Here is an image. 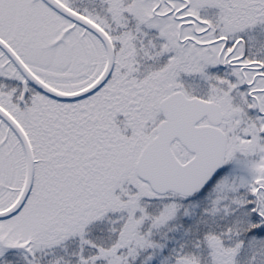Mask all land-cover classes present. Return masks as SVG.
Returning <instances> with one entry per match:
<instances>
[{
  "label": "snow or ice",
  "instance_id": "snow-or-ice-1",
  "mask_svg": "<svg viewBox=\"0 0 264 264\" xmlns=\"http://www.w3.org/2000/svg\"><path fill=\"white\" fill-rule=\"evenodd\" d=\"M0 264H264V0H0Z\"/></svg>",
  "mask_w": 264,
  "mask_h": 264
}]
</instances>
